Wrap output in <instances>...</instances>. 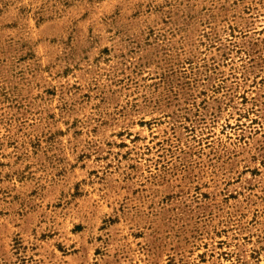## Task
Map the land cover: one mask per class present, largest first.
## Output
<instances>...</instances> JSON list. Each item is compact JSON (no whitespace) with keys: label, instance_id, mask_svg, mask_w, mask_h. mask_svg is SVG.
Wrapping results in <instances>:
<instances>
[{"label":"rangeland","instance_id":"obj_1","mask_svg":"<svg viewBox=\"0 0 264 264\" xmlns=\"http://www.w3.org/2000/svg\"><path fill=\"white\" fill-rule=\"evenodd\" d=\"M0 264H264V0H0Z\"/></svg>","mask_w":264,"mask_h":264}]
</instances>
